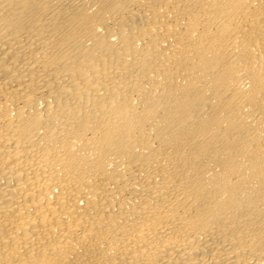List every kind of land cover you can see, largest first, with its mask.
I'll return each instance as SVG.
<instances>
[{
	"label": "bare ground",
	"instance_id": "bare-ground-1",
	"mask_svg": "<svg viewBox=\"0 0 264 264\" xmlns=\"http://www.w3.org/2000/svg\"><path fill=\"white\" fill-rule=\"evenodd\" d=\"M0 264H264V0H0Z\"/></svg>",
	"mask_w": 264,
	"mask_h": 264
}]
</instances>
